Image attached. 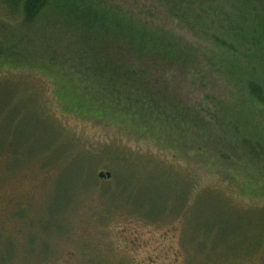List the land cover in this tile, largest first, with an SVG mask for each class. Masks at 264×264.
Here are the masks:
<instances>
[{
    "label": "rangeland",
    "instance_id": "1",
    "mask_svg": "<svg viewBox=\"0 0 264 264\" xmlns=\"http://www.w3.org/2000/svg\"><path fill=\"white\" fill-rule=\"evenodd\" d=\"M63 5L28 20L0 0V264H264V105L247 91L264 54L239 57L231 30L264 4L240 24L221 2ZM112 9L187 62L105 70L127 49L106 48Z\"/></svg>",
    "mask_w": 264,
    "mask_h": 264
},
{
    "label": "trees",
    "instance_id": "2",
    "mask_svg": "<svg viewBox=\"0 0 264 264\" xmlns=\"http://www.w3.org/2000/svg\"><path fill=\"white\" fill-rule=\"evenodd\" d=\"M9 9L11 11L14 10H22L23 15L26 19L32 20L39 13L41 8L49 1V0H4ZM58 3V7L62 6V3L68 2L69 0H55ZM170 7V12L173 10V13L183 12L184 7H187L189 4L195 3L196 1H200L203 4L211 3L215 5L219 2L222 5L227 4V7H230L232 11L228 10V16L233 18V21L240 24L242 22V18H246L248 13L245 11L254 12L257 10V7L264 4V0H163ZM229 2V3H228ZM67 4V3H66ZM226 11V12H227ZM111 17L101 19V25L105 28V32L103 38H107L108 42L106 45L110 47H106L114 50L118 49L119 46H114V44L119 40H127L125 43L126 50L121 52V56L118 58H109V62H107L105 70H143L140 66H136L135 62H139L140 58L144 59V62L147 64V70H156L159 64L162 61L167 62V65L174 62H187L189 56L187 55L185 47L177 40L173 39V36L165 32L164 30H160L159 34L161 35L159 38L155 35V29L153 26L146 27L148 24L143 23L141 19H138L136 22L132 21H123L124 16L121 12L116 9H112L110 13ZM256 21L252 22L248 26L244 27V25H240L237 29L232 28L231 30H235L233 34V38L236 39V47H245L249 45L250 50L244 52L239 55V57H245L248 53L251 54H264V15L249 14ZM116 19V20H115ZM232 21V23H233ZM101 26V27H102ZM139 30L141 32H139ZM162 31V32H161ZM140 34L139 42L141 43L140 47H137V39L134 37V34ZM117 40V41H114ZM239 40V41H238ZM104 42V39H103ZM132 48H137L135 52L137 55V59L133 62H128L126 66H123V58L125 56L124 52H129ZM254 48V49H251ZM242 49V48H241ZM161 52L163 59H158V53ZM262 53V54H261ZM102 55V54H99ZM108 56V55H107ZM169 57L170 59H168ZM239 61V60H238ZM241 61V60H240ZM259 83L254 80L247 81V91L248 96L253 99L255 105L262 104L264 105V82ZM126 95V94H125ZM135 95V94H132ZM152 102V101H151ZM140 104L144 105L140 102ZM133 105V103L131 104ZM259 109V110H258ZM255 110V109H253ZM257 111L260 113H264L261 107H256Z\"/></svg>",
    "mask_w": 264,
    "mask_h": 264
},
{
    "label": "water",
    "instance_id": "3",
    "mask_svg": "<svg viewBox=\"0 0 264 264\" xmlns=\"http://www.w3.org/2000/svg\"><path fill=\"white\" fill-rule=\"evenodd\" d=\"M98 176L101 177V178H110L111 177V172L110 171H106V172L100 171L98 173Z\"/></svg>",
    "mask_w": 264,
    "mask_h": 264
}]
</instances>
